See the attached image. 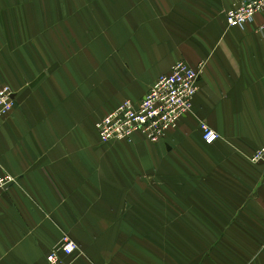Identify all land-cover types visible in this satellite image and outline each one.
I'll return each mask as SVG.
<instances>
[{
	"label": "crops",
	"instance_id": "crops-1",
	"mask_svg": "<svg viewBox=\"0 0 264 264\" xmlns=\"http://www.w3.org/2000/svg\"><path fill=\"white\" fill-rule=\"evenodd\" d=\"M232 0H0V264H264V14ZM185 60L189 113L159 142L97 121ZM202 124L218 137L207 143Z\"/></svg>",
	"mask_w": 264,
	"mask_h": 264
},
{
	"label": "built area",
	"instance_id": "built-area-1",
	"mask_svg": "<svg viewBox=\"0 0 264 264\" xmlns=\"http://www.w3.org/2000/svg\"><path fill=\"white\" fill-rule=\"evenodd\" d=\"M262 13L264 0H232V8L226 14L227 24L244 27ZM201 69L202 66L194 68L185 60L176 62L171 72L160 76L142 100L135 102L127 99L97 121L101 141H134L138 134L152 142L163 140L170 130L178 127L181 118L191 111L200 89ZM16 104L12 88L8 85L0 87V120L12 112ZM201 128L207 143L217 139V133L209 126L202 124ZM263 159L264 146L251 157L254 162ZM15 180L9 173L0 174V194L12 186ZM77 249L76 242L65 236L48 259L51 263L56 262L60 252H75Z\"/></svg>",
	"mask_w": 264,
	"mask_h": 264
},
{
	"label": "rangeland",
	"instance_id": "rangeland-1",
	"mask_svg": "<svg viewBox=\"0 0 264 264\" xmlns=\"http://www.w3.org/2000/svg\"><path fill=\"white\" fill-rule=\"evenodd\" d=\"M203 67V66H202ZM202 70V69H201ZM65 236H63V238H64ZM71 240H73L70 236H68ZM62 238V239H63ZM62 241V240H61ZM57 263H59V258H58V260L56 261V262H52V264H57Z\"/></svg>",
	"mask_w": 264,
	"mask_h": 264
}]
</instances>
